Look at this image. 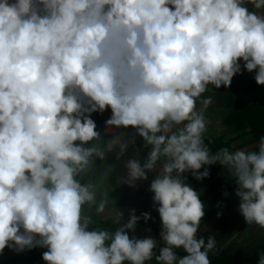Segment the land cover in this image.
I'll return each mask as SVG.
<instances>
[{"label":"clouds","instance_id":"obj_1","mask_svg":"<svg viewBox=\"0 0 264 264\" xmlns=\"http://www.w3.org/2000/svg\"><path fill=\"white\" fill-rule=\"evenodd\" d=\"M261 13L264 0H0V251L44 248L46 264H210L215 240L197 236L205 205L184 174L202 180L208 169L198 170L217 163L235 179L247 224L264 229V136L254 149L210 154L211 98L196 108L209 85H230L239 61L264 85ZM106 109L107 128L131 127L151 146L121 182L156 171L159 255L157 240L129 238L134 211L122 225L118 211L112 230L83 212L107 202L86 179L106 158L90 118Z\"/></svg>","mask_w":264,"mask_h":264},{"label":"trees","instance_id":"obj_2","mask_svg":"<svg viewBox=\"0 0 264 264\" xmlns=\"http://www.w3.org/2000/svg\"><path fill=\"white\" fill-rule=\"evenodd\" d=\"M249 10L260 11L252 8L247 4ZM241 63V72L234 75L230 85L224 87L221 85L222 92H218L216 88H212V96L218 109L219 126L224 130L219 134H202L203 142L207 146L210 154H214L222 148H226L229 152L236 150H251L256 147L259 138L264 136V85H258L253 78V73L247 72ZM263 91V92H262ZM248 93H261L263 98H257L253 94V99L249 98ZM247 95V96H246ZM105 112H96L91 114V119L96 124V131L100 134L99 139L95 142L98 147L105 152L104 160L93 159L90 164L86 179L92 180L95 190L97 191V203L102 198L99 194L106 193V200L109 204L118 207L122 213L120 224L127 223L130 212L134 211L139 220L134 231H128L129 238L135 236L138 239L151 237L157 240L158 247L154 249V253L159 255V247H162L160 238V227L162 226L156 205L152 199L153 194L148 191L152 178L156 173H146L148 179L141 181L138 189L132 194L122 183L123 172L120 167L117 152L110 149V143L118 134L111 133L106 125V120L111 115V110L106 109ZM222 113V115H221ZM204 116L213 117L203 111ZM151 146H145L143 138L134 146V154L136 159L143 166L144 159ZM205 167L208 169L209 175L202 179L196 180L191 171L185 173L186 182L200 194V199L205 205L204 217L198 227L197 236L203 237L207 242L209 236L215 240L214 248L209 251L208 259L210 264H257L259 252H264V234H260L251 244L245 248H233L231 241L234 238V229L237 225L236 218L227 215L234 209H239V197L235 192L237 185L226 168L220 164H212L202 166L199 172H203ZM83 183L84 178L78 177ZM84 214L92 216L93 220L99 226L106 227L109 230L114 229L113 223L116 216L103 218L102 214L96 213L95 204L91 207L85 206ZM142 213H148L150 219L145 222ZM219 213V215H218ZM241 216V215H240ZM239 216V217H240ZM238 217V218H239ZM92 225L89 230L97 227ZM245 224L243 228H246ZM264 229H259L262 232ZM44 248H33L17 253L12 249L5 248L0 251L1 264H46L42 259ZM9 257L10 254H14ZM183 251L177 250V255H184ZM148 264H155V259L147 261Z\"/></svg>","mask_w":264,"mask_h":264},{"label":"rangeland","instance_id":"obj_3","mask_svg":"<svg viewBox=\"0 0 264 264\" xmlns=\"http://www.w3.org/2000/svg\"><path fill=\"white\" fill-rule=\"evenodd\" d=\"M261 14H263V13H261ZM217 90H218V92H222L221 87ZM212 92L213 91H212L211 85H209L207 90L205 91V93H203L202 96L196 100L197 110H199L201 108L200 101L205 97L212 96ZM253 94L254 93H251V94L248 93L247 95L250 96L249 98L253 99ZM254 95H256L257 98L262 99L264 93H263V95L261 93H255ZM213 103H214V99L212 97V99L208 105L213 104ZM104 112L106 113V111H104ZM218 113H219L218 109L214 108V111L211 112V114H212V116H214V118L206 123L207 124L206 129H205L203 134L212 133V134L216 135V134L221 133L224 130L223 127H220L218 125L220 119H219V117L215 116ZM221 115H222V113H221ZM205 118L206 117H204V119ZM209 126H211V128ZM127 129H128V132L125 133V137H123L116 144H112V142L110 144V149H112V147H113L112 150H116L118 156H119V154H121L120 147L118 145L121 141L126 145V148L130 150L129 153L123 154L122 160L120 162V167L122 169L124 178H126V176H127V169L125 167L126 162L129 159L137 160L136 154H134V152H132V151L134 150V146H136L140 141V138L137 135L135 129H133L131 127L127 128ZM120 132L123 133L122 128H120ZM111 145H112V147H111ZM149 173H150V175H152V173H156V171L154 170L153 172H149ZM139 184H141V181H137L134 185H129V184L125 183L127 190L129 191V193H132V194L138 189ZM118 211H119L118 207H115V204L112 205V204H109L108 202H106L105 209L101 214H102L103 218H109V217L116 216ZM227 215L233 219L237 217L236 218L237 220L235 221V223L237 222L236 223L237 225L235 226V229H234V238L231 241V246H233V248H237V247L241 248V249L245 248L247 245L251 244L256 238H258L260 236V234H262V233L264 234V231L258 232L259 229L256 228L255 226H252V225H248V226H246V228H243L245 226V224H247V222L245 221L244 217L240 214L239 209L231 210L230 212L227 213ZM160 229L162 230V226L160 227ZM145 264H148V262H145Z\"/></svg>","mask_w":264,"mask_h":264},{"label":"crops","instance_id":"obj_4","mask_svg":"<svg viewBox=\"0 0 264 264\" xmlns=\"http://www.w3.org/2000/svg\"><path fill=\"white\" fill-rule=\"evenodd\" d=\"M264 14V13H263ZM208 97H210L211 99H212V97L211 96H208ZM214 108L215 109H217V107H216V105H215V102L213 103V104H210V105H207L206 106V108H204V112H206V113H208V114H211V112H213L214 111ZM216 117H218L217 116V114L215 115ZM204 117H206V116H204ZM214 118V116L211 118L210 116H207L206 118H205V121H206V123L208 122V121H210L211 119H213ZM207 125V124H206ZM208 127V126H207ZM210 128H211V126H209ZM108 130H110V132L111 133H116V134H118V136H119V138H116L114 141H112V144H116L117 142H119L123 137H125V133H127L128 132V129H125V128H122V131H123V133H121L120 132V128H115V127H109L108 128ZM138 135V134H137ZM139 136V135H138ZM139 138H140V140H141V137L139 136ZM140 142V141H139ZM111 144V143H110ZM111 147H112V145H111ZM112 149H113V147H112ZM111 149V150H112ZM114 151H116V150H114ZM121 151V150H120ZM117 152V151H116ZM130 152V150L129 149H125V151L123 152V154L124 153H129ZM133 152V151H132ZM123 154H119V156H118V158H119V162H121V160H122V157H123ZM120 164V163H119ZM123 179H124V177H123ZM15 255V253L14 254H10L9 255V257H13ZM1 264V263H0Z\"/></svg>","mask_w":264,"mask_h":264}]
</instances>
